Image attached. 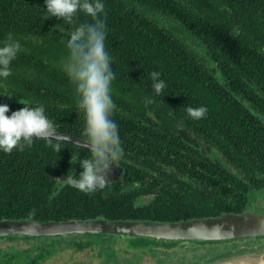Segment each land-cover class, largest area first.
<instances>
[{
  "label": "trees",
  "instance_id": "16d2710c",
  "mask_svg": "<svg viewBox=\"0 0 264 264\" xmlns=\"http://www.w3.org/2000/svg\"><path fill=\"white\" fill-rule=\"evenodd\" d=\"M103 3L105 47L114 72L111 119L120 146L134 152L136 145L140 151L138 142L151 143L155 138L156 157L139 156L142 161L128 166L123 183L81 192L61 180L75 166L77 175L82 171L79 163L71 161L91 157L83 147L60 142L59 152L45 140L35 139L30 148L0 152V220L174 222L251 211L256 195L264 193V0ZM44 7V0H0V45L9 35L22 45L10 76L16 77L20 97L2 95L0 104L10 107L9 115L24 104L43 105L58 133L83 140L84 117L75 85L58 63L65 60L70 32L94 21L82 13L72 22L50 18ZM152 72L161 73L159 79L166 84L159 95L152 88ZM200 106L207 108L205 116L191 119L186 109ZM148 110L172 128L174 121H184L189 127L184 137L194 132L197 138H177L168 149L160 146L157 135L166 130L154 124ZM213 152L222 160L215 159ZM151 195L153 200L135 205L140 196ZM60 241L74 243L75 247L67 246L73 252L102 248L103 264H138L150 258L155 264H197L261 244L188 248L189 253H182L142 246L134 250L130 242L105 237ZM53 254L48 247L42 256L45 260ZM23 255L13 252L11 259L0 258V264H38L36 258Z\"/></svg>",
  "mask_w": 264,
  "mask_h": 264
},
{
  "label": "clouds",
  "instance_id": "9594fccd",
  "mask_svg": "<svg viewBox=\"0 0 264 264\" xmlns=\"http://www.w3.org/2000/svg\"><path fill=\"white\" fill-rule=\"evenodd\" d=\"M45 11L50 18L72 22L79 13L91 17L93 23L82 24L70 32L65 47L67 54L63 70L75 85L78 108L84 117L80 145L91 154L90 158L78 159L82 171L74 170L66 175V183L81 192L104 189L109 183L111 167L123 154L116 123L111 119L115 104L111 95L114 72L111 58L105 47L106 24L101 19L105 11L103 0H44ZM22 51L18 40L9 35L0 45V80L11 76V65ZM161 73L152 72V88L159 95L166 87L159 79ZM12 97L15 94H7ZM0 94V95H3ZM146 103H152L147 100ZM23 104V103H22ZM25 106L9 115L10 107L0 104V152L11 153L15 149L32 147L35 139H42L61 151V137L57 128L46 115L43 105ZM187 115L193 120L202 119L207 108L188 107ZM64 142H68L65 140Z\"/></svg>",
  "mask_w": 264,
  "mask_h": 264
},
{
  "label": "water",
  "instance_id": "95a60500",
  "mask_svg": "<svg viewBox=\"0 0 264 264\" xmlns=\"http://www.w3.org/2000/svg\"><path fill=\"white\" fill-rule=\"evenodd\" d=\"M58 134L61 142L68 140L64 143L82 147V139ZM121 176L122 169L116 165L112 166L108 184L120 180ZM78 236L115 238L120 243L134 244L130 249L136 250L137 246H142L164 252L183 248L264 242V212L254 209L245 213H225L217 217L174 222L112 221L105 218L48 223L29 219L0 220V244L17 240H63ZM197 264H264V245L256 248L242 247Z\"/></svg>",
  "mask_w": 264,
  "mask_h": 264
},
{
  "label": "flooded vegetation",
  "instance_id": "af4514ba",
  "mask_svg": "<svg viewBox=\"0 0 264 264\" xmlns=\"http://www.w3.org/2000/svg\"><path fill=\"white\" fill-rule=\"evenodd\" d=\"M148 113L151 116V118L154 120V124L160 125L161 127H163L166 130V132L163 133V135H157L158 136L157 141H159L158 144H160V146H164V147L167 146V149H168V147L172 148L171 147L172 140H177V138H179V139L182 138L183 141H187V140H193L197 136L194 132H192L190 138L184 137L189 132V130L187 129L189 127L187 126V124L184 121H181L180 124L178 122L176 123L174 121L175 126H174V128H172V127L168 126L163 120H161L162 118L160 117L159 114H156V112L152 113V112L148 111ZM165 115L169 116L170 113L169 112L165 113ZM139 122L143 123L144 119H140ZM162 136H165V137L162 138ZM155 137H156V135H155ZM153 142H155V138L153 139V141L151 143H147L146 140H142V141L138 142V143H141V145L143 147L142 149H140V151H137L136 149L138 147L136 145L134 147V145L132 144L131 147H134V150H135L134 152H133V149H130V148L128 149L127 146L122 147V149H123L122 157L119 161L115 162V165L122 169V176H121V179L116 181V182L123 183L125 181L124 179H125L126 169L128 168V166H137V164L139 163V160L142 161V159L139 158V156L147 154V153H152V157L153 158L156 157V154H155L156 149H155V146L153 145ZM177 147H180V146H177ZM165 155L166 156L170 155L169 151H165ZM135 157H138V158H135ZM146 159L147 158H145V160L143 162H145ZM127 161H128V163H127ZM75 168H76V166L73 169L75 170ZM64 178H66V177H64ZM113 183H115V182H113ZM153 198H154V196H152V195L149 197L140 196L139 200H137L135 202V205L136 206H142L146 202L153 200ZM23 242L25 243V242H30V241H23ZM65 243H71V242L60 241V240L34 241V243H30V244H32L30 247L25 248V249L8 246L7 249H0V258L8 257L11 259L13 256H10V254L13 252H17L18 254H24L21 257L26 256V259L36 258L38 261V264H46L49 261L59 260L60 259L59 255L61 253H63L65 255V251L68 250L67 249L68 247L66 246ZM73 245H75V244L72 243V246ZM76 245H78L77 242H76ZM0 246L3 247L2 245H0ZM48 247L51 250H53L54 254H53V256L47 257L44 260L42 254H43L44 250ZM73 247H75V246H73ZM75 251L78 252L76 249H75ZM29 254H32V255H29ZM18 257L20 258V256H18Z\"/></svg>",
  "mask_w": 264,
  "mask_h": 264
},
{
  "label": "rangeland",
  "instance_id": "374dc122",
  "mask_svg": "<svg viewBox=\"0 0 264 264\" xmlns=\"http://www.w3.org/2000/svg\"><path fill=\"white\" fill-rule=\"evenodd\" d=\"M63 65H64V60H60L59 63H58V66L62 67V69H63ZM14 78L16 79V77H10L7 80H4V81L0 82V88H2L0 90V94H3V93H7V94H10V95L11 94H15L13 96L20 97V93L18 91L19 90V88H18L19 85H18L17 81ZM1 96L2 95H0V97ZM3 97H9V96L6 95V94H3ZM148 111L151 112L152 110H148ZM212 154L214 155L213 157L215 159H217L218 161L222 160V158L218 157L217 154H215L214 152ZM255 199H256L255 202L252 203V210L258 209L259 211L264 212V193H261V192L258 193L256 195ZM81 240L82 239L78 238L76 241L77 242H81ZM38 241H42V240H38ZM30 243H34V241L25 242V243L23 241H20V240H17V241H14V242H4V243L0 244V245L3 246V247L0 246V249H7L8 246L25 249V248H28V247H30L32 245ZM249 243H251V242H249ZM65 244H66V246L72 245V243H65ZM261 244L264 245V242H261ZM105 245H110V243L106 242ZM260 245L252 244L248 248H256V247H258ZM85 248H87V247H85ZM245 248H247V247H245ZM101 249L102 248H100V247H94V248H90V249L87 248V249H85L83 251H78V252L74 251V253H73L72 250H66L65 251V255L63 253H61L59 255V257H60L59 260H57V261H49L46 264H103L105 262V259H103L102 256H100ZM186 249H188V248H183V249H180V250H182V253H189V251L186 250ZM120 256H123V255L121 254ZM132 256H133V254H132ZM151 259L152 258L144 259L143 261H141L138 264H155V260H151Z\"/></svg>",
  "mask_w": 264,
  "mask_h": 264
}]
</instances>
